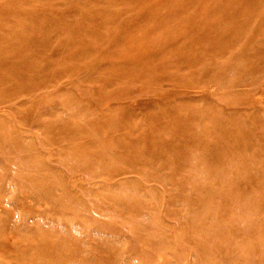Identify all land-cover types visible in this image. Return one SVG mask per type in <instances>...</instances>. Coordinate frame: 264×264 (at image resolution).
Segmentation results:
<instances>
[{
    "label": "rangeland",
    "instance_id": "rangeland-1",
    "mask_svg": "<svg viewBox=\"0 0 264 264\" xmlns=\"http://www.w3.org/2000/svg\"><path fill=\"white\" fill-rule=\"evenodd\" d=\"M0 264H264V0H0Z\"/></svg>",
    "mask_w": 264,
    "mask_h": 264
},
{
    "label": "bare ground",
    "instance_id": "bare-ground-1",
    "mask_svg": "<svg viewBox=\"0 0 264 264\" xmlns=\"http://www.w3.org/2000/svg\"><path fill=\"white\" fill-rule=\"evenodd\" d=\"M63 110V109H62ZM54 111V110H53ZM52 111V112H53ZM29 116V115H28ZM30 117V116H29ZM53 117H55V116H53ZM48 125V124H47ZM49 129H50V127H49ZM56 129V128H55ZM51 130V129H50ZM54 131V130H53ZM37 141V140H36ZM50 164V163H49ZM60 166V165H59ZM64 172V171H63ZM67 176V175H66ZM70 183V182H69ZM69 185V184H68ZM72 186V185H71ZM13 187V186H12ZM3 208V207H2ZM4 210H5V208H3ZM93 214V213H92ZM14 215V214H13ZM142 215V214H141ZM13 231V230H12ZM99 234V233H98ZM23 237V236H22Z\"/></svg>",
    "mask_w": 264,
    "mask_h": 264
}]
</instances>
